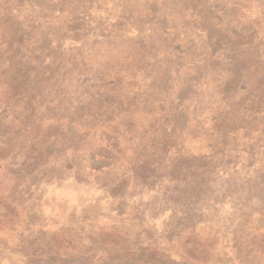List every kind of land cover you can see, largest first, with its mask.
Instances as JSON below:
<instances>
[{"label":"rangeland","instance_id":"obj_1","mask_svg":"<svg viewBox=\"0 0 264 264\" xmlns=\"http://www.w3.org/2000/svg\"><path fill=\"white\" fill-rule=\"evenodd\" d=\"M0 264H264V0H0Z\"/></svg>","mask_w":264,"mask_h":264}]
</instances>
